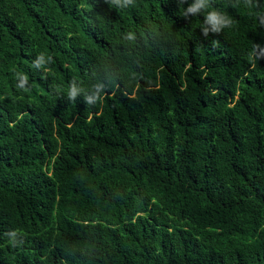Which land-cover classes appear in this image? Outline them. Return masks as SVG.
Listing matches in <instances>:
<instances>
[{"label": "trees", "instance_id": "16d2710c", "mask_svg": "<svg viewBox=\"0 0 264 264\" xmlns=\"http://www.w3.org/2000/svg\"><path fill=\"white\" fill-rule=\"evenodd\" d=\"M110 2L0 0V264H264V0Z\"/></svg>", "mask_w": 264, "mask_h": 264}, {"label": "clouds", "instance_id": "9594fccd", "mask_svg": "<svg viewBox=\"0 0 264 264\" xmlns=\"http://www.w3.org/2000/svg\"><path fill=\"white\" fill-rule=\"evenodd\" d=\"M178 4H185L187 0H177ZM111 5H114L117 9H127L129 7L135 6V0H111ZM211 5V0H192L191 3L188 4L186 8H184L182 15L187 17H193L200 15L201 13H205L204 16V23L201 26V30L204 36H207L208 33L214 32V33H220L224 28L231 27L234 23L233 20H231L227 15L224 13L212 9L209 10ZM176 12L175 8H172V13ZM210 25V28L208 27ZM127 40H134L135 34L129 32L126 35ZM256 58H260L257 56ZM42 60V57H41ZM92 87L95 89V92L92 95H87L86 88L84 87H77L75 80H73L67 90V95L70 99L73 101L75 100V97L81 93L85 92V99L88 103V105L96 104L98 101L102 100V93L104 92V88L106 87L103 84H95L92 85ZM14 235V233H13Z\"/></svg>", "mask_w": 264, "mask_h": 264}]
</instances>
